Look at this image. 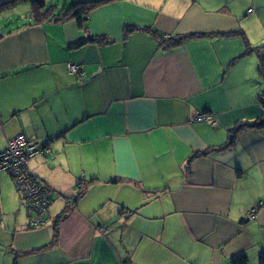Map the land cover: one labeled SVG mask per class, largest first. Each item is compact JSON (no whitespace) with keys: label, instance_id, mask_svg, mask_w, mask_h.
I'll return each mask as SVG.
<instances>
[{"label":"crops","instance_id":"obj_1","mask_svg":"<svg viewBox=\"0 0 264 264\" xmlns=\"http://www.w3.org/2000/svg\"><path fill=\"white\" fill-rule=\"evenodd\" d=\"M7 1L0 0V151L18 134L47 146L27 168L47 183L52 202L48 220L31 226L11 175L0 172V264H13L14 250L43 246L16 264H232L239 254L260 264L264 125L217 149L231 128L264 113L257 54L243 55L236 36L164 50L141 28H241L252 47L264 45V0H243L240 12L233 0H111L83 28L74 19L36 21L28 2ZM126 25L137 29L124 37ZM98 35L107 41H92ZM73 64L84 75L71 72ZM196 152L203 154L185 174Z\"/></svg>","mask_w":264,"mask_h":264},{"label":"trees","instance_id":"obj_2","mask_svg":"<svg viewBox=\"0 0 264 264\" xmlns=\"http://www.w3.org/2000/svg\"><path fill=\"white\" fill-rule=\"evenodd\" d=\"M28 2L30 5V9H31V13L33 14V16L36 18V21H43L46 19H50L52 21H61V20H65V19H74L77 26L79 28H83V21L84 19H86V21L88 20V16L90 14V12L97 8L98 6L104 5L108 2H110L111 0H72V2L70 3V5L67 8H63V10L59 11L58 13L55 12L56 10V6L53 4H50L51 0H9L5 3V5H14V4H18L19 2ZM2 8V5L0 4V9ZM251 10V11H250ZM254 10L253 9H248L247 13H252ZM137 28L135 26H131V25H126L124 27L123 30V36L126 37L129 33H131L132 31L136 30ZM141 30L150 33L151 35H153L155 38H157L159 46L161 48H163L164 50H170L173 49L175 47H177L178 45L182 44L183 42L190 40V39H194V38H203V37H215V36H222V37H239L244 45H245V52L243 53V55L249 54V53H256L258 56V64H257V72L261 75V77L263 78V84H264V45H258V46H254L252 47L249 42L248 39L244 33V31L241 28H238L235 31H230V32H222V33H217V32H213V33H189V34H182V35H174V34H163L160 33L159 31H157L155 28H151V27H144L141 28ZM168 35L169 37L165 36ZM92 41H95L97 43H103L107 41V37L105 35H98L95 36V39H93ZM259 101L261 102V104L264 107V87L261 90L260 94H259ZM262 125H264V113L260 116V118H258L257 120L253 121V122H241L239 124H237L234 128H231L230 130V135L228 140L217 147V149L221 150V149H225L227 147H230L233 144V141L235 139V136L237 134V132L246 129V128H259ZM45 146V145H44ZM1 152V151H0ZM203 153L201 152H196L194 153L189 159L188 162L186 163L185 167H184V171L185 174L188 173V164L191 161V159L198 157L200 155H202ZM86 188V185L81 186L80 187V192H79V196L82 194V192H84ZM66 208L63 210V213L59 216H57L56 219V223L55 226L53 227V238L51 241V244H54L57 240L58 237V222L59 220L63 219L66 215L64 213H66ZM46 248V246L43 247H38L35 249H31V250H25V251H15L16 257H18L19 255H24L27 253H34L38 250H42ZM16 257L13 261V264H16ZM246 256L244 254H239L235 257H233L231 259V263L232 264H246ZM123 264H131L130 260L127 258ZM260 264H264V255L262 254L260 256Z\"/></svg>","mask_w":264,"mask_h":264},{"label":"built area","instance_id":"obj_3","mask_svg":"<svg viewBox=\"0 0 264 264\" xmlns=\"http://www.w3.org/2000/svg\"><path fill=\"white\" fill-rule=\"evenodd\" d=\"M251 11V10H250ZM169 37L168 35L165 36ZM69 70L84 75L78 65H69ZM205 114H197L196 120H206ZM47 146L37 144L18 134L8 141L6 148L0 152V172H8L21 195L26 211L29 215L31 226L44 223L49 218V205L52 202L51 190L47 183L33 175L27 168L28 160L43 153ZM256 209L247 215L248 219L255 218ZM102 229V228H101Z\"/></svg>","mask_w":264,"mask_h":264},{"label":"rangeland","instance_id":"obj_4","mask_svg":"<svg viewBox=\"0 0 264 264\" xmlns=\"http://www.w3.org/2000/svg\"><path fill=\"white\" fill-rule=\"evenodd\" d=\"M165 1H167L166 3H167V7H170L172 4H174V3H177L179 0H160L159 2L160 3H162V4H164L165 3ZM72 2V0H51L50 1V4H53V5H55L56 6V10H55V12L56 13H58L59 11H61V10H63V8L65 9V8H67L69 5H70V3ZM242 2H243V0H233L232 2H231V5L232 6H234L239 12L240 11H242L241 10V6H242ZM250 6H253L252 4H250ZM242 9H244V7L242 8ZM251 9H253V8H251ZM250 16V15H249ZM92 195V193H90L89 194V196H91ZM86 198H87V196H86ZM93 200V199H92ZM92 200H87V203H90ZM73 204V201L71 200V205ZM26 209V208H25ZM157 244H155V246H156ZM175 262V261H174ZM177 263V262H176ZM168 264H169V262H168Z\"/></svg>","mask_w":264,"mask_h":264}]
</instances>
